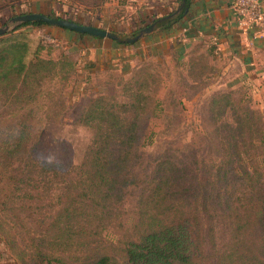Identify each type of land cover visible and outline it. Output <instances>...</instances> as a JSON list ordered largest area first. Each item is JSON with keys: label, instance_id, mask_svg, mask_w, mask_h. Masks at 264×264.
I'll list each match as a JSON object with an SVG mask.
<instances>
[{"label": "rangeland", "instance_id": "obj_1", "mask_svg": "<svg viewBox=\"0 0 264 264\" xmlns=\"http://www.w3.org/2000/svg\"><path fill=\"white\" fill-rule=\"evenodd\" d=\"M72 1L83 0L0 1V28L11 17L37 12L39 8L46 13L51 9L60 18L75 19V14L85 13V8L79 9L81 5H72ZM96 1L99 2H90ZM93 10L97 12L95 6ZM8 25L12 31L15 24ZM19 31L28 37L32 49L39 48L40 57L58 61V73L44 80L34 101L17 103L0 94V264H60L57 258L65 264H77L101 254L110 256L112 264H124L125 243L144 228L143 221L136 219L140 187L128 186L120 208L112 207V213L104 214L102 220H81L83 227L78 228L76 220H55L56 195L60 189L53 169L48 170L50 179H47L51 195L46 193L44 200L27 196L29 179L22 172L27 158L49 166L80 163L92 136L91 128L76 121L80 110L99 94L112 103L124 100L126 78L118 73L101 72L94 74L89 83L81 84L86 74L78 70L77 53L69 45L71 33L50 25H27ZM194 56L197 60H193L192 68H189L190 59L176 58L142 65L155 81L150 78L145 91L152 101L141 123L142 154L136 167L139 172L146 171L159 157L179 162L182 172L196 175L200 184L178 182L166 196L167 200L181 198L180 203L191 202L192 206L202 208L203 197L197 194V189L211 188L212 175L222 154L221 135L232 137L233 158L240 155L248 171L264 174V81L239 80L241 70L236 65L216 62L203 51L197 50ZM248 110L252 115L251 132L240 123L243 132L230 130L236 125L234 111L243 114ZM18 137L23 141L17 155L22 161L8 165L14 157L2 152V147ZM188 196L191 201L185 202ZM207 216L211 219L209 223L228 220L212 211ZM204 217H201V234L208 228ZM62 226L66 229L64 233L59 232ZM216 232L219 238L220 227ZM210 255L209 243H204V254L199 261L207 262Z\"/></svg>", "mask_w": 264, "mask_h": 264}, {"label": "trees", "instance_id": "obj_2", "mask_svg": "<svg viewBox=\"0 0 264 264\" xmlns=\"http://www.w3.org/2000/svg\"><path fill=\"white\" fill-rule=\"evenodd\" d=\"M180 3V12L174 17H167L174 14ZM189 7L190 0H175L168 12L141 21L133 31L112 29L110 32L119 36H134L140 29L160 19L157 26L160 30H168L185 15ZM37 12L60 18L51 9L49 13L42 11V8ZM72 20L94 25L92 22ZM27 25L54 26L30 21L18 24L12 31L0 35V94L13 98L17 103L36 100L44 80L58 73V61L40 57L39 48L32 49L28 37L19 31ZM57 27L72 36L100 38ZM114 41L124 46L133 44ZM192 56L189 58V68L195 65L193 60H197ZM145 62L148 61L132 69L128 76L108 71L126 78L124 100L112 103L99 94L80 110L77 123L92 130L91 141L80 163L67 167L53 163L49 166L31 158L25 160L22 174L29 179L27 196L44 200L46 193L51 195L47 179H50L48 170L53 169L57 189H60L56 195L58 208L55 220H76L77 227L81 228V220H102L104 214L112 213V207L120 208L126 188L136 185L140 187L136 219L143 221L144 228L136 238L125 243L124 264H264V174L248 171L242 165L240 155L233 158L230 153L233 149L230 135L223 134L219 138L222 154L212 175L211 188L197 189V194L203 197L202 208L187 203L189 199L191 201L190 196L185 198L186 203H180L181 198L167 200L166 196L179 185L178 182L184 181L191 186L200 184V181L196 182V175L182 172L181 166L177 165L179 162L159 157L153 167L146 171L139 172L136 167L142 154L141 123L152 101L145 91L149 88L150 78L155 81L152 74L143 68ZM89 78L87 75L85 79ZM250 113V110L243 114L234 111L236 125L231 126L230 130L243 132L238 126L240 123L241 126L247 125L251 132ZM22 144V139L18 137L3 145L1 151L14 157L8 165L21 163L22 158L17 155L21 153ZM237 166L240 168L236 169ZM176 172L179 173L178 179ZM238 188L242 189L236 190ZM211 211L228 220H219L218 224L209 223L211 219L207 214ZM202 215H205L202 219L208 220V228L201 234ZM217 227L221 229L219 238ZM65 231V226L59 228V232ZM207 242L210 259L201 262L199 257L204 254V243ZM57 259L60 264H65L62 259ZM111 259L106 254L93 255L77 264H112Z\"/></svg>", "mask_w": 264, "mask_h": 264}, {"label": "crops", "instance_id": "obj_3", "mask_svg": "<svg viewBox=\"0 0 264 264\" xmlns=\"http://www.w3.org/2000/svg\"><path fill=\"white\" fill-rule=\"evenodd\" d=\"M90 1L94 0L72 1V5H81L79 9L85 8V13L79 11L75 19L92 22L108 31L124 32L133 31L141 21L168 12L175 3V0H98L94 5ZM231 1L190 0L185 15L171 28L160 30L156 25L152 32L128 46L116 44L111 38L72 36L69 45L77 53L78 70L90 77L81 80V84L89 82L94 74L109 70L128 76L144 61L188 60L197 50L216 62L236 65L241 70L239 80L264 81V38L256 36L253 28L243 30L236 25ZM260 1L264 12V0ZM177 6L174 14L167 17L180 12L181 3Z\"/></svg>", "mask_w": 264, "mask_h": 264}, {"label": "water", "instance_id": "obj_4", "mask_svg": "<svg viewBox=\"0 0 264 264\" xmlns=\"http://www.w3.org/2000/svg\"><path fill=\"white\" fill-rule=\"evenodd\" d=\"M30 21H41V22L48 23L54 26H60L63 28H67L69 30L76 31L78 33H85V34L97 36L100 38H111V39H114L120 42L134 43L138 41L143 35L152 32L155 26L157 25V23L160 22L161 20H157L151 25L140 29L136 35L130 36V37H121L106 29H103V28H100L94 25L80 24L73 20L59 18V17H51V16H48L40 12H30V13L13 16L10 18L8 24H15L16 26L18 24L30 22ZM8 24L0 28V35L10 31V27Z\"/></svg>", "mask_w": 264, "mask_h": 264}, {"label": "built area", "instance_id": "obj_5", "mask_svg": "<svg viewBox=\"0 0 264 264\" xmlns=\"http://www.w3.org/2000/svg\"><path fill=\"white\" fill-rule=\"evenodd\" d=\"M231 7L238 27L253 28L256 36L264 38V12L260 0H232Z\"/></svg>", "mask_w": 264, "mask_h": 264}]
</instances>
